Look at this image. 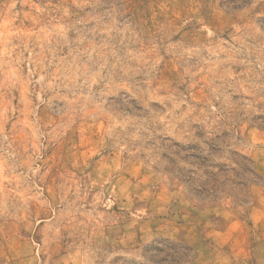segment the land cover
Masks as SVG:
<instances>
[{"label":"rangeland","instance_id":"rangeland-1","mask_svg":"<svg viewBox=\"0 0 264 264\" xmlns=\"http://www.w3.org/2000/svg\"><path fill=\"white\" fill-rule=\"evenodd\" d=\"M0 264H264V0H0Z\"/></svg>","mask_w":264,"mask_h":264}]
</instances>
